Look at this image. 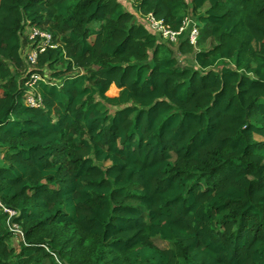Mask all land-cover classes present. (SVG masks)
<instances>
[{
    "label": "trees",
    "instance_id": "obj_1",
    "mask_svg": "<svg viewBox=\"0 0 264 264\" xmlns=\"http://www.w3.org/2000/svg\"><path fill=\"white\" fill-rule=\"evenodd\" d=\"M0 202V264H264V0H0Z\"/></svg>",
    "mask_w": 264,
    "mask_h": 264
},
{
    "label": "built area",
    "instance_id": "obj_2",
    "mask_svg": "<svg viewBox=\"0 0 264 264\" xmlns=\"http://www.w3.org/2000/svg\"><path fill=\"white\" fill-rule=\"evenodd\" d=\"M146 20L148 21L147 23L149 27L154 32L161 34L164 39H167L172 43H177L178 36L181 35V33L185 32L188 28H190L189 38L191 44L196 45L198 42L199 29L194 23V21L189 17L185 19L183 27L178 32L169 30L165 26L162 20L156 19L152 14L146 15ZM27 39L29 41V48L27 49V51L23 52V57L24 59H26V62L33 68L37 65L38 58L41 53H44L49 48L54 49L58 47V45H56L53 41L52 34L38 27H31L29 29V32L27 34ZM40 81L47 83L46 78H43L38 74H32L30 76V79L26 82V85L30 88V91L28 92L25 99L26 106L29 107L42 106L41 96L36 91V85ZM0 207H2L4 211L9 215L8 224L10 230L13 232V234L16 237H20L24 239V233L22 228L15 223H11L12 222L11 219L14 216H16V212L4 208L1 202H0Z\"/></svg>",
    "mask_w": 264,
    "mask_h": 264
},
{
    "label": "rangeland",
    "instance_id": "obj_3",
    "mask_svg": "<svg viewBox=\"0 0 264 264\" xmlns=\"http://www.w3.org/2000/svg\"><path fill=\"white\" fill-rule=\"evenodd\" d=\"M127 8H131V4L130 3H128L127 2ZM139 20L140 21H143V22H148L147 20H146V17H144L143 19L140 17V15H139ZM27 37V36H26ZM119 94V90L117 89V90H112V92L111 93H109V96H115V95H118ZM257 139H262V138H260V137H258L257 136ZM14 240H13V242H14V246L16 247V248H18V249H20V244L23 242L22 240V238H20V237H16V236H14ZM154 241V243L157 245V246H159V247H161V248H168V247H170V244H168V243H166V242H163V241H161L160 239H158V238H156V239H154L153 240Z\"/></svg>",
    "mask_w": 264,
    "mask_h": 264
},
{
    "label": "crops",
    "instance_id": "obj_4",
    "mask_svg": "<svg viewBox=\"0 0 264 264\" xmlns=\"http://www.w3.org/2000/svg\"><path fill=\"white\" fill-rule=\"evenodd\" d=\"M30 28H26L25 29V36H27L28 32H29ZM29 48V41L28 39H25V46L23 48V52L27 51V49Z\"/></svg>",
    "mask_w": 264,
    "mask_h": 264
}]
</instances>
